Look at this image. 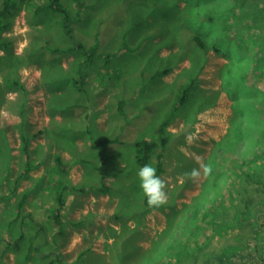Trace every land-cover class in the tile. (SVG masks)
I'll use <instances>...</instances> for the list:
<instances>
[{"label":"rangeland","instance_id":"rangeland-1","mask_svg":"<svg viewBox=\"0 0 264 264\" xmlns=\"http://www.w3.org/2000/svg\"><path fill=\"white\" fill-rule=\"evenodd\" d=\"M61 2L71 12L72 37L65 32L61 16L53 12L35 17L23 11L5 33L12 38L13 45L8 52L0 51V175L9 177L12 173L10 177H15L25 173L22 165L27 159L19 146L21 135L26 134L35 150L30 162L38 157L43 164L27 172L22 184L30 187L45 172L52 176L51 181L59 176L60 182L67 183L62 223L53 224L52 220L57 205L53 185L39 190L45 194L42 203L47 208L33 194L24 192L18 197L17 210L24 212L30 206L40 224L25 218L26 233L20 249L7 248L18 237L20 225L10 223L13 216L9 213L14 207L10 212L6 208L15 203L17 195L4 201L1 197L5 192L0 189V264H44L56 254L61 256L63 264L68 260L86 264L79 260L83 252L86 259L98 260L99 264H155L164 254L169 256L174 239L189 235L185 219L197 207L194 199L207 178L201 172L195 182L189 179L185 175L189 172L183 169L188 162L186 158L197 166H209L215 142L231 138L230 133L239 130L246 147L260 136L264 142V117H259L258 112V105L264 100V9H259L262 3L255 4L252 0H78L80 5L77 0ZM79 7L83 8L81 13ZM207 9L211 11L208 14ZM147 18L152 25L150 29L145 28ZM240 24L243 32L238 30ZM195 32L207 37L211 34L228 37L215 38V46L206 52L193 40ZM236 40L241 43L235 44ZM74 41L87 47L99 44L98 50L80 67L76 63L78 54L60 61H51V56L40 54V50L36 57L28 56L45 42L66 46ZM244 42L249 50H245ZM123 48L134 52L113 54ZM234 50L241 54L234 57L240 69L229 65L227 53ZM194 54L196 62L192 58ZM82 55L88 58L86 53ZM244 65L247 66L241 67ZM79 68L88 72L84 80L75 84L82 92L66 82L72 76L78 78ZM242 68H251L256 79L243 83L246 75ZM165 69H170V73L152 79L155 73ZM222 73H225L223 77ZM192 77L198 83L188 104L175 114L167 128V137L162 136V122L171 116L182 95V86ZM9 78L20 81L25 90L7 88ZM250 85L258 91H249L246 86ZM54 89L62 90L70 103L77 105L60 113L56 110L59 101L50 93ZM121 103L123 114L119 110ZM200 108L203 109L198 111ZM97 116L107 117L108 121L103 118V122L95 125L92 120ZM55 121L63 122L56 127ZM105 135L117 138L118 142L107 150L111 157L107 181L110 191L102 193L96 170L99 151L90 148L87 136L98 140ZM141 139L153 142L155 157L163 153L166 165L161 175L168 195L166 207L148 215L143 213L145 195L137 176L141 167L136 163V152ZM230 150L232 147L224 148L221 155ZM262 150L263 147L258 151L262 153ZM55 154L72 164L69 170L61 172L57 168ZM250 154L253 159L249 149L247 157L240 162L236 160V170L239 163L248 169L258 165L256 173L261 183L245 175L244 202L233 188L235 205L229 203L232 192L225 195L223 202L227 201L229 207L218 206L216 215L208 217L200 239L197 234L191 236V240L197 241L190 243L198 246L192 250V256L180 262H169L166 258L164 264H264V155L254 161ZM155 160L151 166L156 169ZM182 186L186 190L178 196ZM209 188L212 186L205 190ZM173 205L176 213L171 210ZM185 210L188 213L180 216ZM179 216L176 232L169 235V225ZM44 230L46 234L42 233ZM145 249L156 253H145Z\"/></svg>","mask_w":264,"mask_h":264},{"label":"trees","instance_id":"trees-1","mask_svg":"<svg viewBox=\"0 0 264 264\" xmlns=\"http://www.w3.org/2000/svg\"><path fill=\"white\" fill-rule=\"evenodd\" d=\"M252 1L255 3L254 0H252ZM258 2L262 3L261 5H264L263 1L257 0L256 3H258ZM77 3H79L78 0H77ZM208 4H210V3H208ZM79 5H80V3H79ZM174 5H175L176 9H179L177 4H174ZM229 5H230V3H229ZM78 9L80 10V13L83 11L82 7H79ZM23 11L28 12L32 15H35V17H37L38 15L42 16V15L46 14V12H53V13L57 14L58 16H61V22H62V25L65 29V32L72 37V31L70 29L71 26H69L70 24L73 23V19L71 17V12L69 9H67L65 7V5L61 2V0H1V2H0V51L4 50L5 52H8L10 50V48L12 47L13 40L11 37L7 36L5 33L9 32V30L12 28V26L14 24L15 18L17 17L18 14H20ZM210 12H211L210 10H208V9L206 10L207 14ZM203 13H205V11ZM228 15L230 17V13ZM232 15H234V17L237 16V18L240 16L237 14H232ZM211 19H212V17H210V20ZM237 23H239V22L237 21ZM194 24H196V23H194ZM198 26H196L195 28L197 29ZM228 27L231 30V26L229 25ZM205 33H208V32L205 31ZM224 36L228 37L227 35L214 37L213 34L208 35V37H207L206 35H204V36L200 35L199 32L198 33L195 32V34L192 36V38L202 50L207 52L209 47L215 46V42H214L215 38L220 37L221 39H225ZM240 43H241L240 41H237V40L235 41V44L239 45ZM98 47H99L98 43L94 46L87 47L85 44H82V43L76 44L75 41H74V44H70V45H66V46H53V45H51V43L45 42L41 46L34 48V50H36L35 52L34 51L29 52L28 56L30 58H32L33 55L36 57L37 56L36 52L40 50V54L48 53L51 56V58H49L51 61H54V60L60 61L64 57L73 56L75 54L80 55L81 52H84L88 55L87 60H89L91 58V56L94 54V52L96 50H98ZM244 48H245V50H249V45L248 44L246 45L245 42H244ZM123 51L134 52V49H131V48L119 49L118 50L119 53H117V51H116L115 54H120ZM227 54L230 57L229 65L233 64V65L238 66V63L234 59V57L237 58V56H238L237 54H240V53L238 51L234 50L233 52L227 53ZM230 54H232L233 56ZM110 57H112V56L109 55V58ZM192 58L194 59V62H196V55L195 54L192 55ZM45 59H46V57H45ZM246 66L247 65H244L241 67H246ZM254 66H255V63H254ZM238 68L240 69L239 66H238ZM60 70H64V69L61 67ZM170 71H171L170 69L158 71L157 73H155L153 75L152 79L153 80L158 79V78L170 73ZM243 71H244V74L246 75V77L243 80V83H245V80H246V82L251 80V78L253 80L256 79V77L254 75L255 72L254 71L251 72V68L243 69ZM261 72H262V70H261ZM69 73H70V71H67V74H69ZM224 74L222 73V77L224 76ZM81 77L84 78L85 77L84 74H81ZM225 78H227V74L225 75ZM263 80H264V75H263ZM76 82H79V81L76 80ZM185 83H187V84L182 86V95L178 99V102L173 106L174 108H173L171 116L168 119H166L165 121H163L161 124L160 133L162 134V136L165 135L167 137V134H168L167 128L169 127V125L173 121L175 114L181 108H184V106H186L188 104V101L191 98L190 95H192L193 90L196 88V85L198 83V79L196 77H192L190 80L186 81ZM7 85H9L7 88H9L11 90H22V91L25 90L24 85H22V83L20 81H13L10 78L8 80H6V86ZM225 85H228V80L226 81ZM73 86H75V84H73ZM250 87H251V85L249 87L246 86V88L251 92H254L253 90L258 91L257 89H251ZM263 90H262V92H264ZM122 105H123V103H121V107H122ZM121 107L119 106V109L123 112ZM202 109L203 108H200V109H198V111L202 110ZM258 112H259V117H261V116L264 117V100H263V103H259ZM240 126L242 127V125H240ZM230 137L231 138H225L219 142H215V150L213 151L212 157L208 161L209 167L211 168V172L207 175V178H205V181L202 183V188H201V192L199 193V196L194 199V203L196 204L197 207L195 208V206H194L193 210H191L189 213L186 211L187 209L185 211H181L179 213L180 216L183 213H188L187 217L185 219V227L188 228L189 235L186 237V240L184 241V243L180 244L179 248H176V250H172L169 253V256L164 254L162 257H159V259L157 260V262H155V264H161V263L164 264V261L166 258L169 259V262H180L181 261L180 259L183 258L184 254H192V250L198 246L190 243L191 241L195 240V239L191 240V236L197 234L198 239H200V237L205 232L208 217L210 215L212 216L213 214L216 215V213L219 210L218 206L222 205L223 207H226V206L229 207L227 205V201L223 202V200L226 197L225 195L232 192L230 194L229 203L233 207L235 205L233 201H235L236 199H235V197H233L234 191H232V190H233V188H235L236 192L241 196V202L242 203L244 202L247 192L244 190L242 182H243V177L245 175H248L250 180H256L257 182L261 183L260 179H258V174L256 173L258 171L257 169L259 168L258 165L257 166L253 165L254 167L252 166V169H248L247 166L239 163V166L236 170L235 162H237V161L240 162V160L242 158L247 157L249 149H252L253 159H252L251 154L249 157H250V159H252L254 161H257L259 159L260 155H264V142H263L262 137L260 136L257 140L251 141L249 147L245 146L246 143L243 141L241 130L235 131L234 134L230 133ZM116 142H118L117 138H113V137H110L107 135L100 137V139H98V140L94 139V137H88L87 136V143L90 146V148L98 149V151H99L100 163L96 166V170L98 171V174L100 177V181H99L100 185H99L98 189L102 193H106V192L110 191L109 183L107 181H108V178L110 177L109 160L111 159V157L108 156L107 150L111 145H113ZM226 147H228V148L232 147V150H230L225 155H221L224 148H226ZM261 147H263L262 153L260 151H258ZM29 148H30L29 140L25 138L23 141L22 151H23V154L26 156L27 162L28 161L30 162V160H31ZM136 154H137L136 155L137 156V162L136 163L138 166L143 167L145 164L151 165L154 162V160L156 159L155 161H156L157 175L159 177H161V175L165 173L166 165L164 162V154L158 153L157 156L155 157V155H154L155 154V145L153 144V142L151 140L141 139V141L137 143ZM234 158H235V160H234ZM186 161H188V162L183 167L185 172H191V170L193 168H200V166H197L193 162H190L188 158H186ZM254 161H253V164H254ZM230 163H232V166L228 167V164H230ZM63 164L64 163H63V160L61 159V157L57 156L56 157V165L61 172H64L63 168L61 167ZM226 168H229L230 171L227 172L225 170ZM28 169H31V167ZM243 170H246V171L244 172ZM248 170H250L249 173H248ZM252 170H253V174H251ZM63 185L64 184L59 181L58 185L56 186L57 193H58V196L56 198V204L57 205H56V213L53 214L52 220L55 222L54 224H57V225H61V223H62V217H63L62 211H63L64 205L66 203L64 196H65V193L69 190V186L67 185V183L64 185L65 190L62 188ZM209 185H211L212 188L205 190ZM181 188L182 189L180 191V194H178V196L183 195L184 191L186 190V188L184 186H182ZM215 190L218 192V194L216 193ZM26 198H27V195L24 196L23 201ZM209 198H212L213 200L208 201ZM174 202H175V200H174ZM217 204H219V205H217ZM144 206L145 207H144L143 213H144V215H148L149 213L153 212L154 210L164 211L166 204H164L160 207H149L148 203H147V198L145 197L144 198ZM171 210L175 213L177 212L175 205L172 206ZM180 216L175 218V220L179 219ZM176 223H177V220L175 221V223L173 225H169V227H168L169 235L171 233L176 232V230H177ZM126 228L127 227H125V230H126ZM173 229H174V231L172 232ZM42 233L46 234V230H44V232H42ZM59 234L63 235L61 233H58V235ZM132 236H135V235L133 234ZM24 237H25V233L23 232L20 234V239H16L15 241L9 243L7 248L14 250V251L19 250L21 247V242L24 240ZM195 241H197V240H195ZM56 250H59V246H57ZM37 251L38 252L41 251V248H37ZM149 251L156 253L155 250H149V249L144 250L145 253H147ZM83 253H85V252H83ZM83 253H80V255H79L80 261H86V264H99L98 260L94 261L90 258L86 259L85 256L83 255ZM44 264H63V261H62L61 256L56 254L54 258L48 259L47 262ZM67 264H75V263H69L68 262Z\"/></svg>","mask_w":264,"mask_h":264},{"label":"crops","instance_id":"crops-1","mask_svg":"<svg viewBox=\"0 0 264 264\" xmlns=\"http://www.w3.org/2000/svg\"><path fill=\"white\" fill-rule=\"evenodd\" d=\"M263 7H261V8H259V9H261V11H262V9H264V5H262ZM240 13V12H239ZM240 14H242V13H240ZM149 27V29L150 28H152V25H150L149 24V22H148V18L146 19V23H145V28L146 27ZM149 29H148V31H149ZM240 32H243V25L242 24H240V27H239V29H238ZM245 33H247V32H245ZM116 52V51H115ZM84 52H81V54L77 57V59H76V63H78L77 64V66H83V63H85V62H87L88 60L87 59H85L84 58V56L82 55ZM113 54H115V53H113ZM112 54V55H113ZM84 59V60H83ZM112 58L110 57L109 59H108V63H110V60H111ZM82 64V65H81ZM73 67H75V66H73ZM72 68V67H71ZM74 72H76V71H74ZM78 72H79V74H78V78H73V76H72V79H68L66 82H71V84H77V82H76V80L77 81H82V80H84L85 78H86V76L88 75V72L87 71H85V70H83L82 68H79L78 69ZM83 74V73H85L84 74V78H82L81 77V74ZM85 82H87V80L85 81ZM51 84V83H50ZM74 88H78L79 89V91L80 92H82L83 91V89L82 88H79V86H77V85H75L74 86ZM89 88H93V87H89ZM58 91H61V93L60 92H58ZM45 92L47 93V94H49V92L45 89ZM50 93H51V95H53L59 102H58V104L60 105L59 106V108L58 109H56V110H59V112L60 113H64V112H66L69 108H71V107H73V106H75V105H77V102H75V103H73V104H71L70 103V101H69V98L67 97V95H65V94H63V92H62V90H50ZM75 96V95H74ZM72 99H73V97H72ZM122 108V107H121ZM120 110V109H119ZM121 111V110H120ZM120 111H118V112H120ZM124 112H122L121 111V114H123ZM98 117V116H97ZM96 117V119L93 121L92 120V122H94L95 123V125H99L101 122H103V118H106V121H108V118L107 117H104V116H99L98 118ZM170 116L168 115V118H169ZM63 121H55V126L56 127H60L61 126V123H62ZM102 127V126H101ZM49 129H51V128H49ZM39 134H41V131L39 132ZM28 139V137H27V135L25 134V135H21V141H20V145L21 146H19V147H21V149H22V147H23V141H24V139ZM28 140H31L30 138L28 139ZM29 145H30V142H29ZM29 153H30V157H31V155L33 154V153H35V150H34V146H30V148H29ZM25 156V155H24ZM57 156H60V155H56L55 154V156H54V162H55V164H56V160H55V157H57ZM35 158H36V156H35ZM31 159H32V157H31ZM37 160H35V159H33L32 161L33 162H25L24 161V165H22L23 166V168H24V170H25V173L23 174V175H21V174H19L18 176H15V177H8L7 175H5V177L4 176H2V175H0V189H2V191H3V189H4V192L5 193H3V195H2V197L1 198H3L4 199V201H8V200H10L11 198L12 199H15V198H13V197H15L16 195H17V197H16V201H15V203H13L12 205H10V204H8L7 206H6V208H7V210H8V212H10V210H11V208L12 207H14V211L12 210V212H10L9 213V215H11V216H13L12 218V220H11V225H16V226H18V225H20L19 226V231H18V237H17V239H20V234L21 233H26V229L24 228V226H25V221H24V219L25 218H29V219H31V220H34V221H37V223H39L40 224V222H39V220H38V215L36 214V216L35 217H33V215L32 214H34L33 212H32V209H31V207L29 206L28 208H26L27 210L26 211H24V212H19L17 209H18V205H17V201H18V197H20V196H22L23 195V193L24 192H27L26 194H33L34 196H35V198H36V201L38 200V202L39 203H41L42 205H43V203H42V196H44L45 194H42V192H39V190H40V188L42 187V188H44V189H46V187L49 185V184H51V185H53V187H54V189H55V192H54V194H53V199L56 201V198H57V196H58V193H57V188H56V186L58 185V183H59V180H60V177L58 176V177H56L53 181H51V178L50 177H52V176H49V174L48 173H44L43 174V176H40V177H36L37 178V180L35 181V183L34 184H32V185H30V187H24L23 186V184H22V182H21V179H22V177H24L25 175H26V173L27 172H29V171H31V172H33V170L32 169H37V168H39V167H41L42 166V164H43V160L42 159H40V158H36ZM25 160H26V156H25ZM63 165L61 166L62 168H63V171L67 168L68 170H69V168L72 166V164L71 163H65L64 161H63ZM67 164V165H66ZM31 167V169H28V168H30ZM54 167V166H53ZM58 168V167H57ZM44 171V170H43ZM21 176V177H20ZM17 177V178H16ZM11 178V179H10ZM30 179H32V178H30ZM18 181V182H17ZM21 183H20V182ZM15 182H17V183H15ZM18 184V185H17ZM42 184V185H41ZM20 185V186H19ZM68 185V184H67ZM18 186V187H17ZM69 186V185H68ZM26 188V189H25ZM41 188V189H42ZM63 189L65 188V186L63 185V187H62ZM65 190V189H64ZM39 193H40V195H39ZM43 207L44 208H47L46 206H44L43 205ZM55 207H56V205H55ZM41 208H42V206H41ZM62 215H63V211H62ZM55 222L53 221V224H54ZM174 231V229L172 230V232ZM32 238V237H31ZM170 240H173V237H171V239ZM186 240V238L183 240V239H179V238H177V239H174V246L171 248V251L172 250H176V248H179V246H180V244L181 243H184V241ZM150 246H148V248H149ZM168 245L166 244L165 245V248L166 249H168ZM147 248V247H146ZM187 249V248H186ZM185 249V250H186ZM170 251V252H171ZM190 256H192V254H184V256H183V258H186V257H190ZM182 258V259H183ZM68 262L70 263V262H72V260H68Z\"/></svg>","mask_w":264,"mask_h":264},{"label":"clouds","instance_id":"clouds-1","mask_svg":"<svg viewBox=\"0 0 264 264\" xmlns=\"http://www.w3.org/2000/svg\"><path fill=\"white\" fill-rule=\"evenodd\" d=\"M201 172L204 175H208L211 172V168L206 165H201L200 168H193L191 172L185 173V175L193 182L198 180L201 176ZM138 179L140 181V187L143 194L147 198L149 207H160L164 205L168 200L165 181L157 175L156 169L149 164H145L138 169Z\"/></svg>","mask_w":264,"mask_h":264},{"label":"bare ground","instance_id":"bare-ground-1","mask_svg":"<svg viewBox=\"0 0 264 264\" xmlns=\"http://www.w3.org/2000/svg\"><path fill=\"white\" fill-rule=\"evenodd\" d=\"M14 169V168H13ZM2 172V171H1ZM3 173V172H2ZM18 173H20V172H18ZM12 174V173H11ZM11 174L9 175V176H11ZM14 177V176H13ZM21 177V176H20ZM17 178V177H16ZM11 179V178H10ZM18 182V181H17ZM17 182H15V183H17ZM20 182V181H19ZM21 182H22V179H21ZM25 182V181H24ZM18 185V184H17ZM20 186V185H19ZM18 187V186H17ZM86 187V186H85Z\"/></svg>","mask_w":264,"mask_h":264}]
</instances>
